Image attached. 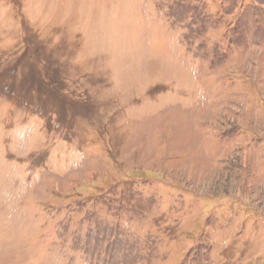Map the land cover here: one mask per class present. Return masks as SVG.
<instances>
[{"label":"rangeland","instance_id":"obj_1","mask_svg":"<svg viewBox=\"0 0 264 264\" xmlns=\"http://www.w3.org/2000/svg\"><path fill=\"white\" fill-rule=\"evenodd\" d=\"M0 264H264V0H0Z\"/></svg>","mask_w":264,"mask_h":264}]
</instances>
